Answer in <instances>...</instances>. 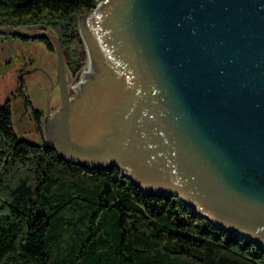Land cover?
I'll list each match as a JSON object with an SVG mask.
<instances>
[{
  "label": "water",
  "instance_id": "1",
  "mask_svg": "<svg viewBox=\"0 0 264 264\" xmlns=\"http://www.w3.org/2000/svg\"><path fill=\"white\" fill-rule=\"evenodd\" d=\"M78 27L86 54L71 86L55 33L0 26L54 45L48 97L59 88L69 156L41 119L47 144L264 248V0H100Z\"/></svg>",
  "mask_w": 264,
  "mask_h": 264
},
{
  "label": "trees",
  "instance_id": "2",
  "mask_svg": "<svg viewBox=\"0 0 264 264\" xmlns=\"http://www.w3.org/2000/svg\"><path fill=\"white\" fill-rule=\"evenodd\" d=\"M99 1L0 0V26L55 33L78 72V18ZM0 264H264V248L177 196L140 189L116 165L71 162L16 135L0 102Z\"/></svg>",
  "mask_w": 264,
  "mask_h": 264
},
{
  "label": "rangeland",
  "instance_id": "3",
  "mask_svg": "<svg viewBox=\"0 0 264 264\" xmlns=\"http://www.w3.org/2000/svg\"><path fill=\"white\" fill-rule=\"evenodd\" d=\"M23 29L37 32L36 28ZM64 58L72 83H75L77 72L69 68L66 53ZM56 67L55 52L42 41L0 33V102L9 106L15 134L29 142L45 140L33 110L43 113Z\"/></svg>",
  "mask_w": 264,
  "mask_h": 264
},
{
  "label": "flooded vegetation",
  "instance_id": "4",
  "mask_svg": "<svg viewBox=\"0 0 264 264\" xmlns=\"http://www.w3.org/2000/svg\"><path fill=\"white\" fill-rule=\"evenodd\" d=\"M60 105H61V102H60V94H59V88H58V91L55 94L48 97V100L45 103L44 113L40 112L41 119L43 123L46 122L47 132L49 133L52 139V142L58 147H61L64 153L69 156L70 152L66 153L67 150L63 147L64 144L62 143V141H60V137H59V133L57 129V113H58V110L60 109ZM55 106H56V109L52 111L51 109L54 108Z\"/></svg>",
  "mask_w": 264,
  "mask_h": 264
},
{
  "label": "built area",
  "instance_id": "5",
  "mask_svg": "<svg viewBox=\"0 0 264 264\" xmlns=\"http://www.w3.org/2000/svg\"><path fill=\"white\" fill-rule=\"evenodd\" d=\"M71 86H75V83H72Z\"/></svg>",
  "mask_w": 264,
  "mask_h": 264
}]
</instances>
